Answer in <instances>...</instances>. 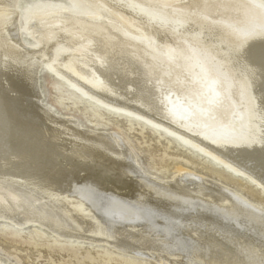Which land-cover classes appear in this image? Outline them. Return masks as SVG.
Returning a JSON list of instances; mask_svg holds the SVG:
<instances>
[{
    "label": "bare ground",
    "instance_id": "obj_1",
    "mask_svg": "<svg viewBox=\"0 0 264 264\" xmlns=\"http://www.w3.org/2000/svg\"><path fill=\"white\" fill-rule=\"evenodd\" d=\"M42 66L264 194V0H0V220L158 264H264V205L144 172L118 130L42 102Z\"/></svg>",
    "mask_w": 264,
    "mask_h": 264
},
{
    "label": "rangeland",
    "instance_id": "obj_2",
    "mask_svg": "<svg viewBox=\"0 0 264 264\" xmlns=\"http://www.w3.org/2000/svg\"><path fill=\"white\" fill-rule=\"evenodd\" d=\"M18 20L20 25L26 26V18L20 17ZM25 26L22 29V37L37 42L30 34H26ZM40 68L43 69L39 73L40 77L38 76L43 93L42 102H51L56 106L60 111V115L57 116L61 120L64 114L80 117L86 125L85 129H90L94 121L99 124L96 127L99 131L118 130L119 135L133 148L140 168L143 171L145 169L146 173L171 177L177 173L178 167H186L196 171L198 175L201 173L209 178H215L222 182L224 187L236 189L247 198L264 205V194L256 191L253 185H248L245 179L238 178L240 174L226 166L223 168L216 165L214 160L202 152L191 153L187 145L175 142L170 135H158L151 131V124L147 125L148 122L144 120L139 122L134 116L126 119L119 115L120 111L113 110L95 98L90 96L81 98L82 94L71 91L72 87L66 82L61 85L62 91H57L55 85L50 83L52 79L45 67ZM86 101L95 104L97 109H94L98 110V113L88 109L84 114L83 110L88 108ZM65 124L70 125L68 121ZM33 229L31 224L19 228L0 220V255L6 256L15 264H158L152 260L119 253L114 249L107 251L105 246L100 244H86L63 238L53 241L51 234L46 230L44 236L39 239L33 238L29 233Z\"/></svg>",
    "mask_w": 264,
    "mask_h": 264
}]
</instances>
